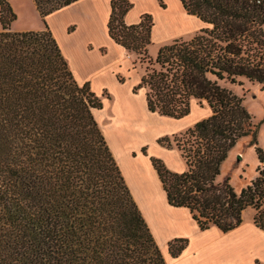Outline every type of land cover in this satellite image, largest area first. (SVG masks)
Instances as JSON below:
<instances>
[{
  "label": "trees",
  "instance_id": "trees-1",
  "mask_svg": "<svg viewBox=\"0 0 264 264\" xmlns=\"http://www.w3.org/2000/svg\"><path fill=\"white\" fill-rule=\"evenodd\" d=\"M33 1L45 19L78 0ZM181 1L208 25L174 38L155 58L148 52L152 15L128 24L134 3L111 1L108 33L146 65L133 91L145 89L149 111L182 118L193 98L211 107L186 131L159 139L178 148L185 171L157 157L152 163L168 202L189 208L201 229L230 231L252 207L264 230L259 125L244 99L221 84L246 78L264 88V0ZM15 18L0 0V264H168L95 117L102 98L77 81L48 24L14 31ZM245 137L256 146L259 174L237 191L218 176ZM188 241L172 239L170 253L178 256Z\"/></svg>",
  "mask_w": 264,
  "mask_h": 264
},
{
  "label": "crops",
  "instance_id": "crops-1",
  "mask_svg": "<svg viewBox=\"0 0 264 264\" xmlns=\"http://www.w3.org/2000/svg\"><path fill=\"white\" fill-rule=\"evenodd\" d=\"M111 1L78 0L56 10L61 11L55 13L48 19L49 27L56 37L63 54L67 58L77 81L81 84L90 82L91 86L98 93L107 89L104 87L106 84L100 85L101 77H105L110 71L115 76L114 71L121 67L119 64L121 61L115 60L111 66L106 65L92 68L87 65V60L79 61L75 56L68 54V51L64 47L63 39L72 38L75 46H78L77 44L82 41V48L86 41L90 39L95 40L96 37H94L93 33H91V28L84 21H79L75 17H72V19H69L60 28L57 18L63 14H71L76 7L90 9L93 13V15L90 14L92 19L96 20V16L101 19L102 27H105L103 31L106 32L107 39L98 44L93 41L89 42L85 47L87 49L91 48L93 51L88 49L91 52H97L96 49L101 50L105 55L110 48L115 47L123 55L125 48L117 44L108 33V21L112 10ZM178 6V11H175V13L174 11L165 12L172 20L169 22L168 30H176L180 27L188 26L194 19H196V22L193 28H188L187 31H198L208 25L204 21H199L197 17L194 19L193 17H189L191 15L182 11L179 2ZM133 12H128L125 16L128 24L137 23L141 20L140 13L136 15ZM69 22L75 23L78 27L72 34L66 30V25ZM91 43H93V46H90ZM104 47H107V51H104ZM98 54L100 57H103L101 52L98 51ZM88 67L89 69H87ZM118 84L120 85V83ZM134 84L132 83L126 87L124 96L119 92H109L107 96L103 97L104 107L95 109L94 114L122 170L126 183L157 242L160 243L164 250H167L169 249V241L174 238H188L189 240L188 245L178 256H170L174 261L172 263L169 261L168 264H174L175 260L178 261V264H255L257 260L264 262V230L256 225L254 221L255 212L252 207L245 209L243 212V221L239 226L230 231L223 232L217 226H212L205 230L201 229L197 221L193 219L189 208L173 206L168 202L167 193L163 187L158 171L152 163L151 155L161 157L167 162L166 154L176 152L178 148L159 146L162 150L161 152H155L151 149L152 145L154 147L158 146L157 139L159 137L168 135L172 131H168L167 133L156 131L152 138H140L137 132H142V129L149 131L150 127L149 125L139 123L136 132L138 136L136 138L125 134V129L127 128H124V126H126L127 121V124L131 121L130 117H126V107L131 106L132 110L136 109V105L142 101L141 106L143 110L148 108L145 91L133 92L132 88ZM107 106L110 107L111 112L104 118V116H101V110ZM99 111L102 118L99 117ZM148 113L152 112L148 109ZM152 114L158 117H164L158 113ZM132 126L134 129L136 128V124ZM144 147H147V154L143 151Z\"/></svg>",
  "mask_w": 264,
  "mask_h": 264
},
{
  "label": "rangeland",
  "instance_id": "rangeland-1",
  "mask_svg": "<svg viewBox=\"0 0 264 264\" xmlns=\"http://www.w3.org/2000/svg\"><path fill=\"white\" fill-rule=\"evenodd\" d=\"M16 13V18L11 23V29L14 31H26V30H42L46 28V24L49 22V18H51L52 15L55 13H58L60 11H54L53 13L49 14L48 18H43L40 13L38 12L36 5L33 0H8ZM134 5L129 10V12L134 11L137 15V13H140V17H142L143 14L149 13L152 15L154 20V26L152 31V43L149 46V55L153 58H155L160 50L161 47H163L166 44H169L174 38L176 37H185L190 38L192 35L196 33V31L191 32L187 31L188 28H193L195 24V17L199 21H203L201 18H199L196 15L190 14L193 17L194 21L191 22L190 25L185 27H180L176 30H168V26L170 25L169 22L172 20L169 18V15L165 14L169 11H178V2L182 9V11L187 12V10L184 8L181 0H131ZM65 9V8H64ZM63 10V9H62ZM91 15H93L92 11L88 8H78L76 7L71 14H63L60 15L57 18V22L60 26V28L63 27V24L69 19H72V17L78 19L79 21L86 22L89 27L91 28V33H93L94 37L96 39H90L86 41L85 45L89 42H95L96 44L105 41L107 39L105 27H102L101 19L96 16V20L91 18ZM189 14V13H188ZM141 19V18H140ZM179 22V21H178ZM138 23V22H137ZM183 23V22H182ZM49 25V24H48ZM207 26V25H206ZM1 21H0V30H1ZM77 25L75 23H67L66 30L68 33L72 34L74 30H77ZM104 28V29H103ZM200 30V29H199ZM185 31V32H182ZM69 34V35H70ZM63 44L65 49L68 51V54H71L75 56L77 60H87V65L92 68H97L99 66H111L115 60H120L119 62L120 66L118 69H116L115 76L112 75L110 72L105 76L101 77L100 85L106 84L104 87L105 89L103 92L101 91L98 93L96 89H94L91 86V89L102 98L104 96H107L110 93L113 92H119L121 95L124 96V91L126 90V87L130 86L132 83H135L133 88L140 83L142 76L145 71V64L140 61V58L138 55L134 52H128L126 50L123 51V55L120 54L118 48H110L107 52V54H103L101 50L96 49L97 52H91L93 51L91 48V51L87 49V47H82L83 42H79L75 46L73 44L72 38H65L63 39ZM90 46H93V43H91ZM97 47V45H96ZM104 51H107V47H104ZM98 51L103 54V57H100L98 54ZM111 69V67H109ZM89 69V67L87 68ZM85 69V70H87ZM123 79V80H122ZM120 83V85L118 84ZM221 84L224 87H227L231 89L234 93L239 95L244 99V103L251 113L253 117V121L255 124L259 125V131H258V145L264 149V88L262 84L256 81H251L246 78H241L237 83H231L228 81H221ZM91 85V84H90ZM103 87V88H104ZM102 88V89H103ZM145 91L144 88H141L137 91ZM107 92V93H105ZM134 92V91H133ZM106 95H105V94ZM146 94V93H145ZM142 101L140 104H137L136 109H131V106L126 107V117H130L131 121L124 126L125 134H129L131 137L136 138L138 135H140V138H152L153 134L157 132H169L168 135L171 138H173V134L175 133H181L186 131L188 128L194 126L198 121L208 117L211 114V107L207 103L206 100L202 102V104L199 103V101L195 98L192 99L191 103V111L185 115L182 118H170V117H158L157 115H154L152 113H148V108H145L143 110L142 108ZM110 106V104H109ZM104 107V106H103ZM102 107V108H103ZM101 109V108H100ZM110 107H105L101 110V116H104V118L107 117V114H110ZM152 112V111H151ZM158 113V112H157ZM100 111H99V117ZM145 124L149 125L150 130L144 131L146 129H142V132H137L138 124ZM133 124H136V128H133ZM130 129L129 131H127ZM136 130V131H135ZM138 135H137V133ZM163 136V137H165ZM162 137H159L157 139V147L151 146L152 151L155 152H161L162 150L160 147L165 146V148H175L176 146L173 144V146L168 147L164 144H162L159 139ZM160 146V147H159ZM146 151H147V147ZM177 148V147H176ZM151 157H157L163 160V162L166 164V166L174 171V172H183L186 170V162L183 159L181 153L176 150V152H173L171 154H166V161L158 156L151 155ZM260 165V161L258 158V154L256 151V146L251 143V137H245L240 139L235 146L231 149L229 156L222 164L221 174L218 176V181L223 182L227 178H230V183L236 188L237 191H240L242 188L246 187L248 184L254 180L258 174V167ZM182 170H177L181 169ZM253 211L256 213V209L252 208ZM160 245V243H158ZM162 248V246L160 245ZM166 249V248H165ZM164 255L167 262L170 261L172 263L174 260L170 258V256H173L169 249L164 250L162 248ZM174 264H178V261L175 260Z\"/></svg>",
  "mask_w": 264,
  "mask_h": 264
}]
</instances>
